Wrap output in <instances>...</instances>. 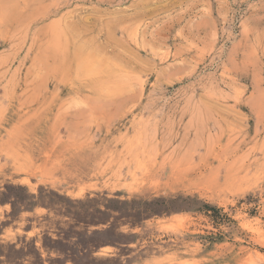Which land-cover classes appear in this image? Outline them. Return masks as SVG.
I'll use <instances>...</instances> for the list:
<instances>
[{"label":"rangeland","instance_id":"obj_1","mask_svg":"<svg viewBox=\"0 0 264 264\" xmlns=\"http://www.w3.org/2000/svg\"><path fill=\"white\" fill-rule=\"evenodd\" d=\"M0 264H264V0H0Z\"/></svg>","mask_w":264,"mask_h":264},{"label":"trees","instance_id":"obj_2","mask_svg":"<svg viewBox=\"0 0 264 264\" xmlns=\"http://www.w3.org/2000/svg\"><path fill=\"white\" fill-rule=\"evenodd\" d=\"M204 205V208H211L210 205L206 204V203H203ZM213 208V207H212Z\"/></svg>","mask_w":264,"mask_h":264},{"label":"bare ground","instance_id":"obj_3","mask_svg":"<svg viewBox=\"0 0 264 264\" xmlns=\"http://www.w3.org/2000/svg\"><path fill=\"white\" fill-rule=\"evenodd\" d=\"M83 46V45H82ZM78 49V48H77Z\"/></svg>","mask_w":264,"mask_h":264}]
</instances>
